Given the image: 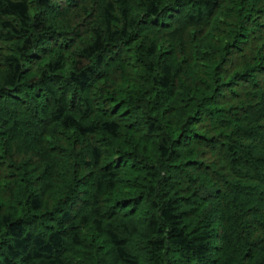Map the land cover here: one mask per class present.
Wrapping results in <instances>:
<instances>
[{
    "label": "trees",
    "instance_id": "16d2710c",
    "mask_svg": "<svg viewBox=\"0 0 264 264\" xmlns=\"http://www.w3.org/2000/svg\"><path fill=\"white\" fill-rule=\"evenodd\" d=\"M0 264H264V0H0Z\"/></svg>",
    "mask_w": 264,
    "mask_h": 264
}]
</instances>
